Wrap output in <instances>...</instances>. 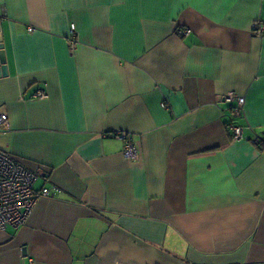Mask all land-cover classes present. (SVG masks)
Instances as JSON below:
<instances>
[{
  "label": "crops",
  "instance_id": "obj_1",
  "mask_svg": "<svg viewBox=\"0 0 264 264\" xmlns=\"http://www.w3.org/2000/svg\"><path fill=\"white\" fill-rule=\"evenodd\" d=\"M0 38V149L50 189L0 264H264V0H0Z\"/></svg>",
  "mask_w": 264,
  "mask_h": 264
},
{
  "label": "built area",
  "instance_id": "obj_2",
  "mask_svg": "<svg viewBox=\"0 0 264 264\" xmlns=\"http://www.w3.org/2000/svg\"><path fill=\"white\" fill-rule=\"evenodd\" d=\"M29 30H33L30 27ZM189 33L190 29H182L181 32ZM255 33L262 35L263 29L256 24ZM75 25L71 26L72 46L76 44ZM46 92L39 90L35 97L44 98ZM226 99L236 102L233 106V114L237 117L242 115L245 97L237 92L231 91ZM165 106V104H164ZM166 107V106H165ZM8 120L6 113H0V126ZM234 140L243 138V126L238 123L230 125ZM124 140L123 154L127 159L135 160L139 154L138 144L127 131H119L115 134ZM38 172L26 166L19 158L0 149V231L8 226L18 227L25 223L30 212L41 196L50 194V189L43 186L41 189L35 187Z\"/></svg>",
  "mask_w": 264,
  "mask_h": 264
},
{
  "label": "water",
  "instance_id": "obj_3",
  "mask_svg": "<svg viewBox=\"0 0 264 264\" xmlns=\"http://www.w3.org/2000/svg\"><path fill=\"white\" fill-rule=\"evenodd\" d=\"M8 74L7 57L5 47L2 39L0 38V76H6Z\"/></svg>",
  "mask_w": 264,
  "mask_h": 264
},
{
  "label": "trees",
  "instance_id": "obj_4",
  "mask_svg": "<svg viewBox=\"0 0 264 264\" xmlns=\"http://www.w3.org/2000/svg\"><path fill=\"white\" fill-rule=\"evenodd\" d=\"M259 144H262V142H261V141H259Z\"/></svg>",
  "mask_w": 264,
  "mask_h": 264
}]
</instances>
